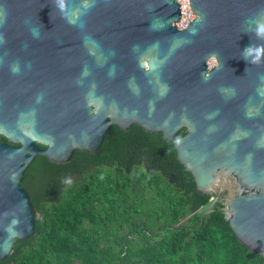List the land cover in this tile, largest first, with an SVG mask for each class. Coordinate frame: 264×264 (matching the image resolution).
Segmentation results:
<instances>
[{"label":"water","instance_id":"obj_1","mask_svg":"<svg viewBox=\"0 0 264 264\" xmlns=\"http://www.w3.org/2000/svg\"><path fill=\"white\" fill-rule=\"evenodd\" d=\"M135 123L213 196L202 220L222 200L264 256V0H0V260L35 233L36 155L68 161Z\"/></svg>","mask_w":264,"mask_h":264},{"label":"trees","instance_id":"obj_2","mask_svg":"<svg viewBox=\"0 0 264 264\" xmlns=\"http://www.w3.org/2000/svg\"><path fill=\"white\" fill-rule=\"evenodd\" d=\"M22 185L35 233L0 264H264L238 240L222 200L202 220L213 196L197 191L172 141L136 123L113 124L98 150L68 161L36 155Z\"/></svg>","mask_w":264,"mask_h":264},{"label":"clouds","instance_id":"obj_3","mask_svg":"<svg viewBox=\"0 0 264 264\" xmlns=\"http://www.w3.org/2000/svg\"><path fill=\"white\" fill-rule=\"evenodd\" d=\"M259 58H260V49L259 48H257L256 49V56L255 57H253V59L254 60H259ZM16 69H15V66L13 67V71H15Z\"/></svg>","mask_w":264,"mask_h":264}]
</instances>
